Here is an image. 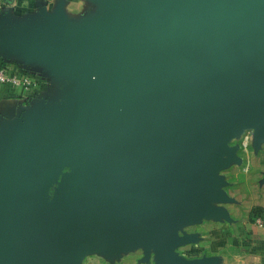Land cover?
Returning a JSON list of instances; mask_svg holds the SVG:
<instances>
[{
	"label": "water",
	"instance_id": "water-1",
	"mask_svg": "<svg viewBox=\"0 0 264 264\" xmlns=\"http://www.w3.org/2000/svg\"><path fill=\"white\" fill-rule=\"evenodd\" d=\"M99 1L106 25L84 34L59 17L0 25V44L39 57L61 88L0 160V264H71L89 244L210 264L175 253L192 241L178 230L222 215L207 201L221 198V158L236 160L229 140L255 129L264 143V0ZM104 74L114 94L87 83Z\"/></svg>",
	"mask_w": 264,
	"mask_h": 264
},
{
	"label": "rangeland",
	"instance_id": "rangeland-1",
	"mask_svg": "<svg viewBox=\"0 0 264 264\" xmlns=\"http://www.w3.org/2000/svg\"><path fill=\"white\" fill-rule=\"evenodd\" d=\"M88 82L97 84L93 87L99 92L114 94L117 91L116 82L110 74L88 76ZM228 146L236 150V160L221 158L224 165L214 175L221 198L207 201L220 209L222 215L187 221L178 230V235L190 236L192 241L180 245L175 253L193 262L264 264L261 260L251 258L253 254L246 245L251 237V228L264 226V211L257 200L258 196L264 195V143L256 146L254 129L233 137ZM193 176L194 173L182 177L179 183H192ZM184 211L187 214L186 208ZM71 264H156V260L153 251L146 256L144 247L111 254L89 244Z\"/></svg>",
	"mask_w": 264,
	"mask_h": 264
},
{
	"label": "crops",
	"instance_id": "crops-1",
	"mask_svg": "<svg viewBox=\"0 0 264 264\" xmlns=\"http://www.w3.org/2000/svg\"><path fill=\"white\" fill-rule=\"evenodd\" d=\"M14 2L6 0L8 6L0 10V25L12 31L46 30L52 24L51 19L56 17L61 18L65 29L74 34L86 33L93 23L106 25V15L99 0H17L12 6ZM117 3L139 7L138 0H117ZM0 64L14 73L35 77L37 74L40 83L32 92L0 84V160H5L9 158L11 146L45 119L51 98L58 99L61 88L47 74L46 64L39 57L27 59L20 51H9L0 44ZM6 183L7 179L0 177V189ZM257 200L264 211V195L258 196ZM246 245L253 254L251 258L264 262V226L251 228Z\"/></svg>",
	"mask_w": 264,
	"mask_h": 264
},
{
	"label": "built area",
	"instance_id": "built-area-1",
	"mask_svg": "<svg viewBox=\"0 0 264 264\" xmlns=\"http://www.w3.org/2000/svg\"><path fill=\"white\" fill-rule=\"evenodd\" d=\"M15 3H17V0H15L12 6H14ZM6 6H8L6 0H0V10ZM0 84L22 88L28 92L35 91L40 86L38 79L34 75L11 72L4 64L3 66L0 64Z\"/></svg>",
	"mask_w": 264,
	"mask_h": 264
},
{
	"label": "trees",
	"instance_id": "trees-1",
	"mask_svg": "<svg viewBox=\"0 0 264 264\" xmlns=\"http://www.w3.org/2000/svg\"><path fill=\"white\" fill-rule=\"evenodd\" d=\"M3 66V64H1Z\"/></svg>",
	"mask_w": 264,
	"mask_h": 264
}]
</instances>
